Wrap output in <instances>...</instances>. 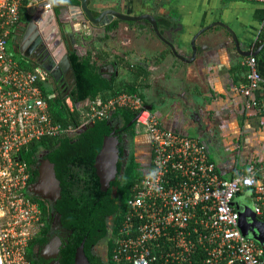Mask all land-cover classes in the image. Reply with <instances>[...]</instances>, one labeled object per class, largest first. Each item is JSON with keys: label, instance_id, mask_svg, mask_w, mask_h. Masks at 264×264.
<instances>
[{"label": "built area", "instance_id": "obj_1", "mask_svg": "<svg viewBox=\"0 0 264 264\" xmlns=\"http://www.w3.org/2000/svg\"><path fill=\"white\" fill-rule=\"evenodd\" d=\"M264 2V0H256ZM51 6L50 0L46 4ZM23 0H0V255L3 264H30L29 241L44 224L42 208L28 191L32 172L20 151L32 141L75 129L55 121L42 83L46 71L9 45L21 24ZM15 51H14V50ZM247 79L238 90L247 105L264 81L258 58L246 60ZM31 65V67L29 65ZM47 86V85H46ZM83 124L109 118L121 107L136 111V124L151 137L152 158L128 199L116 236L117 264H264L263 249L240 224L234 197L254 191L264 212V160L222 176L199 137L162 125L139 92L122 91L74 103ZM82 124V125H83Z\"/></svg>", "mask_w": 264, "mask_h": 264}, {"label": "crops", "instance_id": "obj_2", "mask_svg": "<svg viewBox=\"0 0 264 264\" xmlns=\"http://www.w3.org/2000/svg\"><path fill=\"white\" fill-rule=\"evenodd\" d=\"M30 3L31 0L26 5L23 3L22 13L28 11ZM128 3L129 11L137 9L136 3H139V10L157 15L162 36L178 50L176 54L169 43L150 29L149 25L138 42L144 45V60L147 62L144 66L146 86L142 90L138 87V92L143 95L147 105L153 106L162 125L203 140L207 144L210 158L216 162L219 173L224 177L234 176L250 162L263 161L264 81L252 94L257 100L256 105H247L246 96L238 88L247 79L248 51H256L254 54L264 77V2L129 0ZM157 4L158 8L155 7ZM210 24L214 25L196 37L194 50L191 44L193 36ZM227 27L235 32L239 47ZM124 36L127 37L124 43H121L122 36L119 34L109 38V42L121 44L120 47L118 43L119 50L115 53L117 55L120 52V57L125 48L130 49L132 41V36ZM91 38V45L80 46L81 52L86 53L89 49L100 73L119 84L129 80V69L124 60L119 59L116 65H112L100 59L98 52L101 51L102 41ZM106 58L109 59V56ZM116 72L117 77L114 75ZM135 142L144 146L147 144L150 155L147 160H143V168L146 170L152 158L151 137L147 131L145 134L138 133ZM246 191H250L257 201L254 191L245 188L233 200L239 203L240 208L243 207L240 194ZM255 212L258 214L256 208Z\"/></svg>", "mask_w": 264, "mask_h": 264}, {"label": "trees", "instance_id": "obj_3", "mask_svg": "<svg viewBox=\"0 0 264 264\" xmlns=\"http://www.w3.org/2000/svg\"><path fill=\"white\" fill-rule=\"evenodd\" d=\"M23 1L24 5L29 2V0ZM54 1H56L55 9L59 13L60 10L66 8L65 2L69 0ZM58 1H61V4H58ZM70 1L79 2V0ZM28 16V12L23 11L22 19L27 20ZM115 26H117L115 21L108 25L109 28ZM70 61L75 80L69 94L65 93L63 96H58L48 84L46 86L44 82L42 85L54 120L65 126L73 124L75 129L62 135L45 136L32 141L20 153L26 166L32 172L29 183L37 177L38 171L33 168V165L42 148L48 150L46 156L55 163L56 174L61 181V198L57 208L62 212L63 224L73 230L65 242L66 246L61 250V262L72 264L76 248L85 238V250L90 260L97 264H103L101 257L92 252V245L96 244L107 233L106 215L116 212L112 236L108 242L107 255L110 264H117L113 258L116 236L128 210L127 202L133 194V187L136 182L141 180L146 170L142 168L141 163L135 157H132L125 169V183L120 187V193L123 195L120 204L111 197L110 191L102 189L95 167V158L101 149L105 135L110 134L114 128L112 121L115 118H123L125 125L128 126L136 116V111L121 107L109 118H97L94 120L93 126H89L82 132H77V129L83 124L81 112L78 107L69 106L66 99L70 96L74 103H79L97 95L108 97L122 91L138 92L139 85L137 82V84H119L115 80L103 76L90 52L80 55L74 50L70 54ZM29 66L31 67V65ZM135 124L136 121L131 124L134 135H136ZM31 197L39 202L44 222L37 234L30 239L27 247L30 264H37L35 248L39 243L46 240V233L49 228V209L38 196L31 194ZM257 215L260 219H264V212Z\"/></svg>", "mask_w": 264, "mask_h": 264}, {"label": "flooded vegetation", "instance_id": "obj_4", "mask_svg": "<svg viewBox=\"0 0 264 264\" xmlns=\"http://www.w3.org/2000/svg\"><path fill=\"white\" fill-rule=\"evenodd\" d=\"M50 2H51V6L47 7L46 6L47 3H46L45 8H53L55 12L57 13L55 9L56 1L50 0ZM58 2H59L58 4H61L60 3L61 1H58ZM128 2L129 0H89V3L93 8L95 5L99 8V9L94 8L95 15H98L100 10H103L105 8H110V7H114L122 12L133 14V15H141L144 13L153 14L151 11H145V10L143 11V9L139 10L138 9L140 5L139 3H136L137 9L134 8L133 11H129L128 9L129 7H127V5L129 4ZM94 3L96 4L94 5ZM97 4H100V5H97ZM155 7L158 8L159 4L155 5ZM154 16L157 18L158 26H159L160 20L157 17V15H154ZM24 21L25 20L22 19L21 23ZM113 21L117 22V26L111 29L108 27L110 23H107L104 26H99L100 28L104 29V33H102L103 35L99 34L100 35L99 40L102 41L101 45L107 47L109 42H106V41L109 40L110 36L115 37L116 35L118 36V34L119 36H122L121 43H124V40L127 37L124 36L125 34H123V32L127 31L126 34L132 36V41L129 46L130 49L125 48V51L121 53L123 57L122 58L119 56L120 52H118L117 55L115 54L117 50H119L117 46L114 47V53L109 52V48L101 47V51L98 52L99 58L104 59L105 62L112 63V65L113 63L114 65H116L119 62V59L124 60L126 67L129 69L128 70L129 80L127 79V81H125L124 83L128 84V83L137 82L139 84V89L142 90L146 86L145 85L146 82L144 81L145 79H147L146 78L147 75L144 73L145 72L144 66L146 65L147 62L144 60V52H145L144 45L143 43H138V42H139V39L142 38L143 35L145 34L144 32H145L146 26L149 25L150 29L152 30H155V29L152 23L149 22V20H147L146 18H139L137 20H127V19H121V18L115 17L111 22ZM123 21L129 22V23L124 26L122 24ZM60 25L62 24L60 23ZM120 29H121V32H120ZM17 33L18 32L15 29L10 35V41L12 45L16 48V50L19 53H22V50L20 49L18 43L15 40L16 38L15 36L17 35ZM61 35H62L61 38L66 44V52L69 56V59H70L71 52H73L74 50H76L80 55L88 54L89 49L86 53L81 52V49H79L76 43V40H74L75 45L73 46V48L69 47L68 42H67L66 31L62 30ZM39 38H40L39 41L37 38L31 42L32 44L34 42H37V45L34 47L33 50L29 49L32 51L29 55L31 61L35 63L36 65L40 64L42 68L46 71V75H47L46 85L48 84V86L51 89H53L56 95L63 96L65 93L69 94L72 88V84L75 80V77L73 76L72 64H70L69 67H66V69L62 71L56 69V66H57L56 64H58V61L55 58L54 50L53 49L51 50L50 44L45 42L44 37L39 36ZM104 54L106 56H104ZM114 54L116 57L114 56ZM107 56H109V59L106 58ZM51 60H54L52 64H51ZM47 65L50 66V69H48L49 67L47 68ZM53 70L54 71L56 70V72H53ZM114 75H116L117 77V72ZM114 120H116V118ZM114 120L112 121V124L114 126H118L116 133L120 137V144H119L120 155H119V160H118L119 171L117 172L116 177L113 180H111L110 186L105 191H110L111 197L115 199V202L121 204L123 195L120 193V187L123 186V184L125 183V169L129 165L132 157H135L140 163H142L141 166L143 168L144 159H140L139 154L136 153L135 150H132V143L133 141L135 142L136 135L133 134L131 124L129 123L128 126H126L123 118H117V121H115V123H114ZM135 131L136 133L138 132L136 130V127H135ZM44 150L46 151V154H47L48 150L47 149H44ZM145 154L146 156L150 155L149 152H147V150L144 153H142V155H145ZM33 168L37 169L38 174H37L36 179L32 181L31 183H29L28 190H30V194L36 195L40 199H42L46 203L49 209V215H48L49 228L46 233V240L44 242L39 243L36 246L35 260L37 261V264H63L61 262V257H62L61 250L62 248L66 246L65 242H67L73 230L66 227L63 224L62 212L58 210L57 208L58 201L61 198V191L59 193L58 190L55 188V186L52 184L42 183L41 177L39 178V175H41V171H43L41 169L45 168L44 158H42V156H37V160L35 164L33 165ZM115 219H116V212L108 213L106 215L105 221H106V226H107V233L105 236L100 238L96 244L92 245V252H94L95 254L101 257L103 264H110L108 262L109 259L107 255L108 254L107 253L108 252V242H109L110 237L112 236V230H113ZM257 243L264 251V244L259 241H257ZM56 249H59L58 255L53 256L52 254L56 251Z\"/></svg>", "mask_w": 264, "mask_h": 264}, {"label": "water", "instance_id": "obj_5", "mask_svg": "<svg viewBox=\"0 0 264 264\" xmlns=\"http://www.w3.org/2000/svg\"><path fill=\"white\" fill-rule=\"evenodd\" d=\"M48 0H31V3L28 6L29 17L27 20L22 22L17 29V35L15 40L18 43L22 53L26 56L30 55L31 50L37 45V42L31 43L34 39L39 36L44 37L45 42L50 44L51 50H54V55L58 64H56V69L62 71L69 67L71 62L69 56L66 52V44L61 38V31H66L67 42L70 48H73L75 45L74 40H76V35L83 33L92 32L93 27L99 28V26H104L107 23L117 17L127 20H137L139 18H146L149 22L152 23L154 29L158 35L165 40L171 46L172 50L177 54L178 50L175 48L174 44L168 41L165 37L162 36V33L159 30L158 20L151 13H144L141 15H133L122 12L114 7L105 8L99 11L98 15H95L94 8L99 9L96 5L94 8L90 5L89 0H80L79 2L66 1L65 5L67 8H63L60 12L56 13L53 8H45V4ZM100 5V4H97ZM102 5V4H101ZM101 7V6H100ZM60 23L62 25H60ZM214 24H210L200 29L194 36L191 41V44L195 50V39L198 34L204 32L207 28H210ZM228 30L233 35L236 46L239 47V40L235 32L227 27ZM71 33V34H70ZM103 33V32H102ZM37 41V40H36ZM26 49V50H25ZM31 49V50H29ZM256 51H248L246 54H254ZM179 56L184 59L183 56ZM54 60H51V64ZM50 64V65H51ZM49 67V68H48ZM47 68L50 69V66L47 65ZM53 72H56V70ZM152 108V105H148ZM137 116H135L130 124L135 122ZM94 121H89L77 129V132H82L87 129L89 126H93ZM118 126H114L110 134L105 135L103 144L100 151L95 158V167L97 174L100 178V183L103 190H107L111 184V180L116 177L117 172L119 171L118 160L120 155V137L116 133ZM21 158V156H20ZM45 168L41 169L42 183L52 184L60 193L61 191V181L57 177L55 163L50 160V158L44 159ZM47 175V176H46ZM30 193V190H28ZM49 191V190H48ZM233 204L240 209V224L243 231L254 237L257 241L264 244V220L260 219L255 211H251L243 205L240 208L239 203L235 200ZM59 249L52 254L53 256L58 255ZM264 256V251H263ZM0 264H3L1 255H0ZM72 264H97L90 260L89 256L85 250V238L77 246L74 261Z\"/></svg>", "mask_w": 264, "mask_h": 264}, {"label": "rangeland", "instance_id": "obj_6", "mask_svg": "<svg viewBox=\"0 0 264 264\" xmlns=\"http://www.w3.org/2000/svg\"><path fill=\"white\" fill-rule=\"evenodd\" d=\"M124 23L125 22H122V24H124ZM102 32L104 33V29L103 28H100V27L99 28H97V27L94 28L93 27L92 32L83 33V35H80V34L76 35V43L78 44L79 48H80L81 45L82 46H87V45L89 46L93 42V39H92L93 37H95L94 40L100 41L99 40V38H100V35L99 34H101ZM120 32H121V29H120ZM125 32H127V31H124L123 34H126ZM90 38L92 39V41H89ZM107 42H109V40H107ZM109 43L110 44L106 48H109V52L114 53V47H116V46L119 47L118 46V43L119 42L117 44L116 43L113 44L111 42H109ZM119 45L121 47V44L120 43H119ZM10 46H11V43H10ZM12 47L14 48L13 45H12ZM101 47H102V45H101ZM103 48H105V47H103ZM125 75L127 76L126 72H125ZM115 121H117V118H116V120H114V123H115ZM135 127H136V130L138 131L137 134L138 133L139 134H145L146 133V129H145V127L143 125L136 124ZM132 150H135V152L139 154V158L140 159H148L149 158V156L148 155L146 156V154L145 155H142V153H144L145 150H148V148H146V146H144L143 144L139 145V144H137L136 142L133 141V143H132ZM37 156H42V158H44V159L46 158V151L44 150V148H42L38 152V155ZM141 165H142V163H141ZM240 198H241V200L243 202V205H245L246 207H248V209H250L251 211H255L254 195L250 191L242 192L240 194Z\"/></svg>", "mask_w": 264, "mask_h": 264}]
</instances>
